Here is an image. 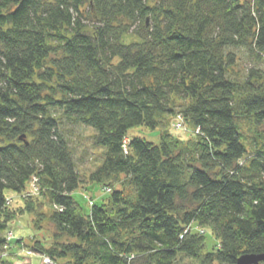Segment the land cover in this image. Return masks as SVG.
Instances as JSON below:
<instances>
[{
    "label": "trees",
    "instance_id": "1",
    "mask_svg": "<svg viewBox=\"0 0 264 264\" xmlns=\"http://www.w3.org/2000/svg\"><path fill=\"white\" fill-rule=\"evenodd\" d=\"M262 64L264 0H0V264L25 214L50 226L30 248L52 264L264 254ZM87 181L110 193L89 212Z\"/></svg>",
    "mask_w": 264,
    "mask_h": 264
},
{
    "label": "rangeland",
    "instance_id": "2",
    "mask_svg": "<svg viewBox=\"0 0 264 264\" xmlns=\"http://www.w3.org/2000/svg\"><path fill=\"white\" fill-rule=\"evenodd\" d=\"M246 60V58H245ZM262 72L264 73V64L261 65ZM174 135L184 138L183 133L178 131H172ZM91 134L90 130H84L81 128L75 129V136L71 137V146L74 148L78 163L79 170L83 177H87L92 170H94L95 158L92 154L93 151L90 149V143L88 136ZM130 135H138L139 137L145 138L146 140L158 144L160 140V131H149L144 128H137L131 132ZM189 137V136H188ZM188 137L185 136V139ZM86 180V179H85ZM33 196L36 197V190H32L31 194H26L25 197ZM110 193L106 190V187L96 186L88 181L83 185L81 190L74 193V198L79 202V204L85 209L86 212L90 211V206L92 202L101 203V200L109 198ZM24 197L20 195H13L14 202L11 204V208L19 209L24 206L22 201ZM45 226V224H44ZM46 231H37L33 227L32 217L30 215H20L12 223L11 229L8 233H12L11 238L20 239L22 242L18 245H13L8 252L10 261L14 264H52L48 258L41 255L30 247L33 245L32 238L37 237L39 240L46 242L50 240V226H45ZM48 230V231H47ZM46 238V239H44ZM207 248L212 249L216 245V241L212 237L209 230L206 234ZM49 244V241L46 245Z\"/></svg>",
    "mask_w": 264,
    "mask_h": 264
},
{
    "label": "water",
    "instance_id": "3",
    "mask_svg": "<svg viewBox=\"0 0 264 264\" xmlns=\"http://www.w3.org/2000/svg\"><path fill=\"white\" fill-rule=\"evenodd\" d=\"M22 139V138H21ZM237 264H264V254H246L239 258Z\"/></svg>",
    "mask_w": 264,
    "mask_h": 264
},
{
    "label": "built area",
    "instance_id": "4",
    "mask_svg": "<svg viewBox=\"0 0 264 264\" xmlns=\"http://www.w3.org/2000/svg\"><path fill=\"white\" fill-rule=\"evenodd\" d=\"M11 235H12V234L9 235V238H8L9 241L13 240V239L11 238ZM48 260H49V259H48ZM49 261H50V260H49Z\"/></svg>",
    "mask_w": 264,
    "mask_h": 264
}]
</instances>
